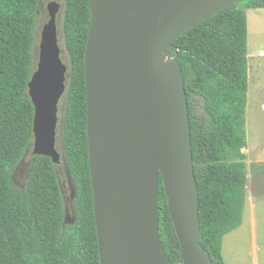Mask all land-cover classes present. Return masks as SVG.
Segmentation results:
<instances>
[{"label":"trees","instance_id":"16d2710c","mask_svg":"<svg viewBox=\"0 0 264 264\" xmlns=\"http://www.w3.org/2000/svg\"><path fill=\"white\" fill-rule=\"evenodd\" d=\"M42 0H0V264H100L88 136L85 52L90 0H66L64 47L70 78L62 116V156L75 193L68 220L57 165L34 155L22 185L14 180L30 150L35 107L28 94ZM241 0L186 30L172 53L182 66L198 185L201 242L214 264H226L224 235L236 229L245 205L248 8ZM201 100L204 114L198 111ZM159 232L172 263L181 247L162 176Z\"/></svg>","mask_w":264,"mask_h":264},{"label":"water","instance_id":"95a60500","mask_svg":"<svg viewBox=\"0 0 264 264\" xmlns=\"http://www.w3.org/2000/svg\"><path fill=\"white\" fill-rule=\"evenodd\" d=\"M241 0H90L85 52L87 136L100 264H214L201 242L188 98L173 44L186 30ZM39 61L28 83L34 155L52 158L69 64L48 5ZM30 148V149H31ZM162 176L181 258L159 232Z\"/></svg>","mask_w":264,"mask_h":264},{"label":"rangeland","instance_id":"374dc122","mask_svg":"<svg viewBox=\"0 0 264 264\" xmlns=\"http://www.w3.org/2000/svg\"><path fill=\"white\" fill-rule=\"evenodd\" d=\"M56 1L60 4L57 16L59 44L64 62L69 64L64 47L63 14L66 0H42L39 24L34 44V68L37 67L40 53L42 30L50 16L48 5ZM248 89L246 103V145L241 149L245 154L246 175L245 205L240 225L224 235L222 255L226 264H264V7L248 8ZM65 97L59 104L60 118L63 116ZM198 111L203 115L201 100ZM57 148L62 153V124L58 126ZM32 148L14 174V180L22 185L33 162ZM57 171L63 190L68 220L73 219L75 188L68 165L62 156Z\"/></svg>","mask_w":264,"mask_h":264},{"label":"flooded vegetation","instance_id":"af4514ba","mask_svg":"<svg viewBox=\"0 0 264 264\" xmlns=\"http://www.w3.org/2000/svg\"><path fill=\"white\" fill-rule=\"evenodd\" d=\"M48 11H49V8L47 7ZM50 16V15H49Z\"/></svg>","mask_w":264,"mask_h":264}]
</instances>
